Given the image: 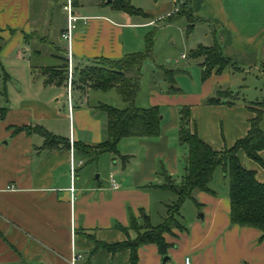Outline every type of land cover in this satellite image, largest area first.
I'll use <instances>...</instances> for the list:
<instances>
[{"label": "crops", "instance_id": "obj_1", "mask_svg": "<svg viewBox=\"0 0 264 264\" xmlns=\"http://www.w3.org/2000/svg\"><path fill=\"white\" fill-rule=\"evenodd\" d=\"M48 1L0 0V264H69L73 251L83 257L78 264H129V250L93 251L94 241L113 245L134 239L131 219L139 227L145 219L153 227L162 223L176 200L160 188L164 174L178 183L186 153L178 142L179 109L188 108L196 135L216 151L231 148L248 132L256 116L250 107L264 98V0H73L76 20L69 41L61 37L67 27L65 0H50L65 14L55 38L45 15ZM113 1L127 2L142 14L130 15ZM184 2L191 22L175 15ZM152 28L169 46L179 43L182 49L173 61L182 73L179 84V71L164 64L151 61L141 68L134 104L158 107L160 135L123 138L117 155L102 154L92 162L74 148L73 153L61 145L42 148L39 128L72 144L106 141L107 119L99 106L107 105L101 97L111 92L73 89L69 114L64 85H45L42 68L59 65L68 53L71 64L82 65L141 52ZM215 43L234 66L203 79V58L191 59L189 52ZM163 61L172 64L167 56ZM164 71L174 73L176 92ZM143 81L148 88L142 95ZM226 91L231 95H220ZM212 98L219 102L208 104ZM125 107L123 102L114 108ZM260 129L264 132V108ZM258 155L254 161L240 151L238 159L264 184V151ZM72 159L78 164L73 197ZM209 190L182 204L180 227L163 234L166 254L146 244L137 250V264H184L186 258L189 264H264L262 232L230 223L228 179L221 168L214 171Z\"/></svg>", "mask_w": 264, "mask_h": 264}, {"label": "trees", "instance_id": "obj_2", "mask_svg": "<svg viewBox=\"0 0 264 264\" xmlns=\"http://www.w3.org/2000/svg\"><path fill=\"white\" fill-rule=\"evenodd\" d=\"M116 8L126 11L130 15L142 14L127 2H112ZM186 2L178 9L176 16H185L191 22L190 12H186ZM191 28V27H189ZM188 28V32H189ZM153 33L145 37V50L143 52L125 54L119 59L96 58L82 65L71 64V91L73 89L99 90L107 92L114 90L126 104L123 109H117L101 104L99 109L106 114L107 139L97 145L73 143L74 150L94 161L102 154H118L117 145L123 138L156 139L160 135L161 115L158 107L139 108L134 102L140 91V77L142 65L150 59ZM191 59L203 58L202 78L206 79L211 72H221L233 63L222 55L218 44L206 48L199 46L189 52ZM60 64L42 68L45 76V85L55 84L65 86L68 80L67 56L59 58ZM171 92L174 89L173 72H163ZM230 96L228 91L220 93ZM219 99H208V104H217ZM264 108V98L250 107L256 116L249 122L246 135L237 140L231 148L216 151L208 144L202 142L196 135L191 122L188 108L179 109L178 142L186 150L182 162V175L178 183H173L164 174V184L160 187L175 195L176 200L167 206L166 216L162 223L156 227L150 225L147 219L143 227H139L133 219L130 228L136 236L132 240L107 245L94 241L93 251L105 249L110 253L129 250V264H137V250L146 245L154 244L160 254L165 255L169 247L163 239L164 233H169L173 228H179L177 218L180 208L186 200H194L197 192H209V183L217 168H221L228 179L229 220L232 225L240 227H253L262 232L264 240V184L255 179L252 171L246 170L240 164L238 153L243 152L249 159L259 161L258 153L264 151V132L260 129L261 113ZM0 110V116H2ZM30 132L28 128L19 129ZM44 142L42 148L51 150L58 146L69 148L68 141L54 137L41 128L38 129Z\"/></svg>", "mask_w": 264, "mask_h": 264}, {"label": "rangeland", "instance_id": "obj_3", "mask_svg": "<svg viewBox=\"0 0 264 264\" xmlns=\"http://www.w3.org/2000/svg\"><path fill=\"white\" fill-rule=\"evenodd\" d=\"M84 1H85V3H92V2L97 1V0H84ZM61 2H62V0L60 1V3ZM152 4H153V2H152ZM59 8H60V6H58L57 3H53L50 0L48 1L47 6L45 7V15H46L47 21L49 23V27H50L49 36L51 38H53V37L55 38V27H56V25H61L60 23H61L62 16L65 17V14H62V16H61ZM151 32L153 33L152 45H151V56H150V59L147 60L146 62L154 61L156 64H164V66H168L170 68H173L174 71H179L177 69V66H175L173 64V61L175 59H178V56L182 50L180 44L178 43L177 45L169 46L168 42H166L165 36L163 34L158 35L159 31L158 32L154 31L153 28H152ZM145 37H146V35H145ZM145 37H144V47H143L141 52H143L145 50ZM164 56H167L168 58H170V60L172 62L171 65H166L164 63V61H163ZM180 63L184 64V61H180ZM0 74H1V70H0ZM181 76H182V73H180V71L177 72V76L175 77V81L177 82V84H179V81L181 80ZM147 88H148L147 81H143V83L141 84L142 95L147 91ZM67 89H68V80H67L66 87H65L66 93H67ZM2 90H3V82H2V79H0V91L2 92ZM103 95L104 96H102L101 99L103 100V102L105 104L113 106V107H121V103H123V102H122L121 98L119 97V95L114 90H111V92H109L107 94H103ZM167 195H169V194H167Z\"/></svg>", "mask_w": 264, "mask_h": 264}, {"label": "built area", "instance_id": "obj_4", "mask_svg": "<svg viewBox=\"0 0 264 264\" xmlns=\"http://www.w3.org/2000/svg\"><path fill=\"white\" fill-rule=\"evenodd\" d=\"M72 7H73V0H65L64 5H63V10L66 13V18H67V27L66 30L64 31V33H62L61 37L66 40L69 41L70 38V31H71V23L73 21L76 20V17H74L73 13H72ZM84 20H86L84 18ZM181 58H185V55H182ZM67 59H68V89H67V98H68V110H69V114L71 113V101H70V92H71V56L70 53H68L67 55ZM69 148L70 151L73 153V144L70 141L69 143ZM80 165V164H79ZM78 166V164L76 165L75 162L72 160H70V180H71V187L69 189L72 197H73V192H74V187H73V183L75 182V177H76V167ZM111 187L112 188H117L118 184L115 182V180H111ZM83 260V257L80 253H77L76 251H73L71 259L69 261V264H78L80 261ZM184 264H189V259L186 258L185 259V263Z\"/></svg>", "mask_w": 264, "mask_h": 264}, {"label": "water", "instance_id": "obj_5", "mask_svg": "<svg viewBox=\"0 0 264 264\" xmlns=\"http://www.w3.org/2000/svg\"><path fill=\"white\" fill-rule=\"evenodd\" d=\"M107 3H110L111 0H106ZM168 258L166 256L163 257V262H165Z\"/></svg>", "mask_w": 264, "mask_h": 264}]
</instances>
